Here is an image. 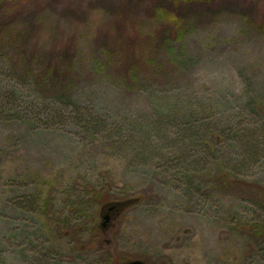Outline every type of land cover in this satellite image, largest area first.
Returning <instances> with one entry per match:
<instances>
[{
  "label": "rangeland",
  "instance_id": "rangeland-1",
  "mask_svg": "<svg viewBox=\"0 0 264 264\" xmlns=\"http://www.w3.org/2000/svg\"><path fill=\"white\" fill-rule=\"evenodd\" d=\"M0 22L21 48L0 63V264H264V0H0Z\"/></svg>",
  "mask_w": 264,
  "mask_h": 264
},
{
  "label": "trees",
  "instance_id": "trees-1",
  "mask_svg": "<svg viewBox=\"0 0 264 264\" xmlns=\"http://www.w3.org/2000/svg\"><path fill=\"white\" fill-rule=\"evenodd\" d=\"M14 26H15V22H0V63H2V64L3 63L8 64L7 60H6V55H5L6 53H8V52H6V48H9V47H12V46H16V48L21 49L20 47H18L19 36H17L16 38L13 37V39L7 40V41L2 39V35L1 34L2 33L4 34L5 29L6 28H12L13 29ZM26 55H27L26 57L23 56V61L17 62V63H19V67L17 69L22 70V71L25 70L26 74H27V72L29 73V71H30V73H32V70L34 72L37 71V75H39V77H38L39 79L38 80H40V81L41 80H43V81L45 80L42 77L40 78V74L50 75L51 83L55 86L56 91H58V92L60 91V94L62 93L61 91L67 90L68 87L71 85L70 84L71 83V79L68 78L67 75H65V74H68V72L67 71H62L61 68L58 67V66L61 65L60 63L59 64L52 63V64H49V65L47 63H46L47 65H46L44 63L43 65H46L47 70L42 72V71H39L38 69H31V67L34 64H36L39 61L40 58L37 55H35L34 53L33 54L32 53L31 54L27 53ZM133 60H135L134 63H133L135 66H139V64H141V62H142L141 59H137L136 60V57H133ZM10 61L12 62V65L16 64V62H13L11 59H10ZM148 61L150 62V59ZM68 63L70 64L71 62L68 61ZM40 64H42V59H41ZM46 81H48V80H46ZM177 99L174 98V97H170V98L168 97V99L166 100L165 104L161 105L162 106L161 107V113H159V112L156 113L157 116H158V119H157L156 123H154V124L151 123V124L147 125V127H146V131L147 132H150V130H155L156 128L158 129L160 127V125H161L162 120L164 119L163 117H167V116L169 117V115H174L175 114L173 111L171 112V109H173L174 104L177 102ZM14 103H15V101L13 99H11V98H9V97H7L5 95L0 96V116L2 115L3 111H6V109L8 110L9 107H11V105H13ZM182 104H184L182 106L183 108L177 114V117L179 119H177V118L176 119L178 121H180L181 123H183L182 126L185 127V128H182L184 133H187L189 131H195L194 127H193V122H194V120L197 119L195 117L196 116L198 117V115H200L201 112L198 111L199 109L196 110L197 112H196V115L194 117V110H192V109L190 110V108L192 107V101H191L190 98H187V97L184 98ZM30 105H31V107L33 105V108H34V111H31L33 117L36 118V119H37V117H39V119H41L42 118V114L37 112V108H35L36 107L35 104H33L31 102ZM159 106L160 105L156 106L157 109H159ZM41 107H45V105L41 106ZM46 109H48L47 106H46ZM158 111H160V110H158ZM46 113H47V115L49 113H50V115L53 114L55 119L58 117L57 119H59L60 121L68 119V118L72 119V117H66L65 118L64 114L61 115V113L59 111H55V110L50 111V109H49V110L46 111ZM78 115H79V117H83L84 116V115L79 114V113H78ZM87 117H90V116H87ZM169 118H171V117H169ZM231 123H232L231 120H226V122H224L225 126H227V127H229L231 125ZM243 137H244L243 135H240L238 137V141L239 140L242 141ZM196 139H197V137L192 135L190 137V139H188V140H189L190 143H192V142H195ZM137 153L140 154L141 157L146 158V157H148V153L149 152L146 149L143 148L142 151H139ZM251 153H249V154H251ZM93 192H95V194H99L100 191L99 190H93ZM92 228H95L93 230H97L98 229V228H96L95 223H93Z\"/></svg>",
  "mask_w": 264,
  "mask_h": 264
},
{
  "label": "water",
  "instance_id": "water-1",
  "mask_svg": "<svg viewBox=\"0 0 264 264\" xmlns=\"http://www.w3.org/2000/svg\"><path fill=\"white\" fill-rule=\"evenodd\" d=\"M117 204H118V203L107 206V211H110V210L115 209L116 206H117ZM117 207H118V206H117ZM104 218H105V220H108L109 217H108V215H105ZM102 225H104V223H103ZM124 264H142V263H141L139 260H134V261L126 262V263H124Z\"/></svg>",
  "mask_w": 264,
  "mask_h": 264
},
{
  "label": "flooded vegetation",
  "instance_id": "flooded-vegetation-1",
  "mask_svg": "<svg viewBox=\"0 0 264 264\" xmlns=\"http://www.w3.org/2000/svg\"><path fill=\"white\" fill-rule=\"evenodd\" d=\"M116 208H117V206H116ZM115 208V209H116ZM112 211H114V209L113 210H110V211H107V212H112ZM105 215H108V214H105ZM105 215L103 216V219H105L104 217H105ZM108 217H110L109 215H108ZM104 223V222H103ZM102 223V224H103ZM134 260H139L142 264H148L147 262H145L144 260H142V259H132V260H129V261H134ZM129 261H126V262H129ZM126 262H124V263H126ZM123 263V264H124Z\"/></svg>",
  "mask_w": 264,
  "mask_h": 264
}]
</instances>
